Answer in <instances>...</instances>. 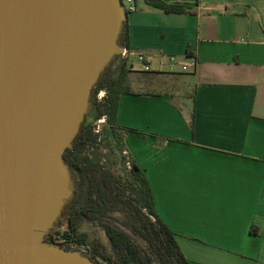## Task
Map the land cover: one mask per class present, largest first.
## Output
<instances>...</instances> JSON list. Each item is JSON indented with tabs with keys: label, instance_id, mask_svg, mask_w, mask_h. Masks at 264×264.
<instances>
[{
	"label": "crops",
	"instance_id": "obj_1",
	"mask_svg": "<svg viewBox=\"0 0 264 264\" xmlns=\"http://www.w3.org/2000/svg\"><path fill=\"white\" fill-rule=\"evenodd\" d=\"M134 1L125 151L190 264H264V0Z\"/></svg>",
	"mask_w": 264,
	"mask_h": 264
},
{
	"label": "water",
	"instance_id": "obj_2",
	"mask_svg": "<svg viewBox=\"0 0 264 264\" xmlns=\"http://www.w3.org/2000/svg\"><path fill=\"white\" fill-rule=\"evenodd\" d=\"M126 15L120 0H0V264H97L45 238L75 198L62 154Z\"/></svg>",
	"mask_w": 264,
	"mask_h": 264
},
{
	"label": "trees",
	"instance_id": "obj_3",
	"mask_svg": "<svg viewBox=\"0 0 264 264\" xmlns=\"http://www.w3.org/2000/svg\"><path fill=\"white\" fill-rule=\"evenodd\" d=\"M145 2L167 12L189 10L185 5L163 0ZM119 43L128 48L126 21ZM129 71L126 56L119 54L92 86V119H84L71 147L62 154L75 174L76 195L45 239L53 240L52 234L59 232L61 239L57 242L69 249L75 247L65 244L64 240L84 245L97 264H190L174 232L156 212L142 167L125 151L126 133L134 129L118 124L116 116L120 95L131 92L127 82ZM100 90L104 93L98 99ZM102 116L105 122L95 132L94 121ZM102 145L111 154L108 165L101 160ZM61 223H64L63 229L59 228ZM86 223L101 227L106 242L96 236L89 238L90 231L84 228ZM249 231L257 233L254 226ZM133 236L144 245L137 243Z\"/></svg>",
	"mask_w": 264,
	"mask_h": 264
},
{
	"label": "built area",
	"instance_id": "obj_4",
	"mask_svg": "<svg viewBox=\"0 0 264 264\" xmlns=\"http://www.w3.org/2000/svg\"><path fill=\"white\" fill-rule=\"evenodd\" d=\"M120 3L122 4V6L124 7V9H125L126 12L133 11V10L136 9V4H135V1L134 0H120ZM122 55L126 56L127 61H128V55H129L128 48L123 47ZM135 58H136V61L141 64V69L142 70H150V65L148 64L144 53L137 52L136 55H135ZM168 60H169L170 68H174V66L176 64H179L180 65L181 70H185L187 68L186 64L179 62L175 58V56H173V55H169ZM103 93H104V91L103 90H100L97 93V98L98 99H101V97L103 96ZM104 122H105V117L104 116L96 119L94 121V124H95L94 131L95 132H98L100 130V125H102ZM123 153H125V151H123ZM126 163L129 166L128 161ZM68 244L70 246L75 247V248H80L81 250H83V251L86 252V247L84 245H82V244L81 245L78 244L74 240L68 241Z\"/></svg>",
	"mask_w": 264,
	"mask_h": 264
},
{
	"label": "rangeland",
	"instance_id": "obj_5",
	"mask_svg": "<svg viewBox=\"0 0 264 264\" xmlns=\"http://www.w3.org/2000/svg\"><path fill=\"white\" fill-rule=\"evenodd\" d=\"M94 126H95V124H94ZM100 128H101V125H100ZM99 149L101 150V155H102L101 160H102V162H104L106 165H108L110 163V158H111L110 151L106 147H104L103 145L100 146ZM116 168H119V165H118V167L116 166ZM63 227H64V223H61L59 228L63 229ZM84 228L89 229V231H90L89 232L90 233L89 234V238L93 237V236H96V237H98L100 239V241L106 242L105 234H104L102 228L99 227L98 225L90 224L89 226H86V224H85ZM126 230L128 231V229H126ZM54 236L56 237V240L60 241L61 235H60L59 232H55ZM133 238L140 245H144V243L140 239H138L137 237L133 236Z\"/></svg>",
	"mask_w": 264,
	"mask_h": 264
},
{
	"label": "flooded vegetation",
	"instance_id": "obj_6",
	"mask_svg": "<svg viewBox=\"0 0 264 264\" xmlns=\"http://www.w3.org/2000/svg\"><path fill=\"white\" fill-rule=\"evenodd\" d=\"M86 226H89V224L88 223H86ZM53 230V229H52ZM87 230H89V229H87ZM54 233L52 234V238L51 239H53V240H55V241H58V240H56V237L54 236ZM64 243L65 244H68V242L66 241V240H64ZM86 253H90V249H87L86 248Z\"/></svg>",
	"mask_w": 264,
	"mask_h": 264
}]
</instances>
